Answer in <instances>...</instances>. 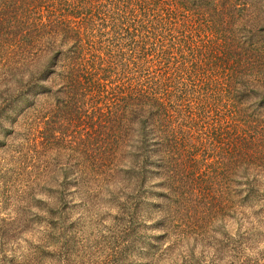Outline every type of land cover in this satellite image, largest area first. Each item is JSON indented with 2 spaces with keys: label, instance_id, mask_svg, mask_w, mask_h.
Instances as JSON below:
<instances>
[{
  "label": "trees",
  "instance_id": "obj_1",
  "mask_svg": "<svg viewBox=\"0 0 264 264\" xmlns=\"http://www.w3.org/2000/svg\"><path fill=\"white\" fill-rule=\"evenodd\" d=\"M248 206L264 0H0V264L220 257Z\"/></svg>",
  "mask_w": 264,
  "mask_h": 264
},
{
  "label": "rangeland",
  "instance_id": "obj_2",
  "mask_svg": "<svg viewBox=\"0 0 264 264\" xmlns=\"http://www.w3.org/2000/svg\"><path fill=\"white\" fill-rule=\"evenodd\" d=\"M7 63H8V61L3 62V64H7ZM41 103L47 104V100L41 99ZM59 159H61L60 162H62L65 159L64 155H59ZM224 163L228 169L231 168L229 161L225 160ZM43 177H47V175H44V174L41 175L40 180ZM254 209H255V207L250 208V206H248L245 209V212L243 215L245 222L241 226V228H239L240 231L234 225H233V227H230V225H228V227L231 231L230 235H232L234 237L235 230L237 228V232L244 233V235H245L244 237L247 238V239H243L242 243H244V244H242L240 246L241 248L239 251L237 249H235L231 254H229V252L225 250V254H221V256L219 257L218 255L216 256L213 253V248H214L213 245H215V244H211V246H209V248L203 247V250H201L200 246H198L196 251H195L196 254L193 255L191 258L188 257V262H186V264H241L242 262H246L247 258H249V257H250V259L255 261V259L252 258L253 256L251 255V252H257L258 253V251L263 252V250H264V219H263L264 214L263 213L254 214L253 213ZM157 234H159V232ZM232 236H231V238H232ZM247 242H248V244H247ZM88 249L91 250L92 248L89 247ZM244 249H246V252H243ZM30 251H32V250H27V247L24 244L18 250V254H19L18 259L19 260L25 259L26 256H28V253H30ZM73 251H75V250H73ZM254 254H256V253H254ZM223 255H225V257H223ZM56 256H58V255H56ZM84 256L85 257H83L82 261L79 258L78 261L76 259L74 261V263L76 262V264H87L86 262H87V260H89L91 258V255H90V253H87ZM255 256H256L259 264H264V260L262 258H260L259 255L256 254ZM244 259H246V260H244ZM37 263L38 264H63L64 262L62 259L56 258V257H54L53 260L47 259L44 257H40V258H38ZM178 263L185 264L183 262H178Z\"/></svg>",
  "mask_w": 264,
  "mask_h": 264
}]
</instances>
